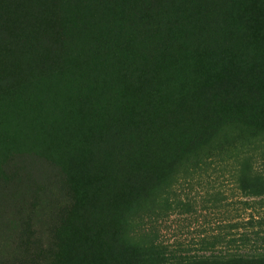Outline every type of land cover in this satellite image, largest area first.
<instances>
[{"label": "trees", "instance_id": "obj_1", "mask_svg": "<svg viewBox=\"0 0 264 264\" xmlns=\"http://www.w3.org/2000/svg\"><path fill=\"white\" fill-rule=\"evenodd\" d=\"M93 1L95 11H92L95 7L84 0H49L51 7L46 10L61 6L62 16L69 14L74 18L76 3L85 5L84 12H96L107 5V0ZM160 1H151L152 11L163 5ZM230 4L234 5L230 7ZM208 7L207 14L214 13V17L225 11L232 17L236 10L241 11L235 0H208ZM10 11L7 8L0 13L6 15ZM122 12L129 19L125 26H113L107 16H102L107 26L118 32L112 30L105 37L94 34L90 37L87 31L82 32L83 36L79 31L80 45L75 42L79 48L76 62L83 69L78 81L87 85V95L79 103V114L85 116L90 110L96 116L94 136L99 138L100 147H106L115 168L113 177L117 180H112L109 194L100 191L96 195L93 208L77 206L71 192L67 191L62 207L57 209L51 205L50 209L51 215L60 217L59 221L64 218L62 228H69L64 234L70 230L81 234L83 228L74 226L78 224H90L94 228L89 230L97 229L95 227L101 223L94 217L105 212L111 216V230H107L106 240L87 231L88 234L79 236L72 247L65 237L60 264H264V118L218 116L211 125L202 128L194 125L173 139L165 134L167 125L159 120L162 113L150 123L145 117H139L142 112L140 92L156 90V86L151 82L147 51L142 48L139 54L140 49L133 46L138 39L145 43L154 37L156 30L143 23L138 11L125 8ZM31 13L37 18L49 17L40 7H33ZM57 17L59 13L56 22L63 23ZM201 17L206 20L205 15H196V18ZM71 23L70 31H63V39L71 32L76 33L75 24L81 22L74 19ZM30 29L24 33L28 34ZM204 30L205 37L221 42L222 46L231 39L232 47L237 45L236 61L230 72L227 65L221 63L224 58L221 50L212 49L214 57L205 58L210 76L208 85L203 84L201 73L192 75L191 83L182 81L188 87V91H183L185 98L212 99L215 96L229 100V90L245 80L244 73L234 74L239 65L250 69L255 59L253 55H264V50L251 46L250 34L240 35L239 27L233 29L223 24L221 29L209 22L205 23ZM45 35H40L41 44ZM254 38L255 42L259 40L256 35ZM166 41L159 38L154 45L162 50ZM46 43L42 48L54 51V47H47ZM256 62L261 64L257 58ZM173 66L181 67L179 63ZM20 68L29 70L26 66ZM53 68L39 78V86L47 89L59 84L53 82L59 81L64 70ZM251 70L259 73L258 67ZM259 82L258 77H252L250 97L256 95ZM74 101L77 103V99ZM60 117L68 118L65 113ZM44 156L32 158L47 165L45 175L49 183L54 178L57 182L54 173L59 175L57 171L61 168L56 169ZM50 168L56 170L53 179ZM19 173L11 182L16 183L15 187Z\"/></svg>", "mask_w": 264, "mask_h": 264}, {"label": "rangeland", "instance_id": "obj_2", "mask_svg": "<svg viewBox=\"0 0 264 264\" xmlns=\"http://www.w3.org/2000/svg\"><path fill=\"white\" fill-rule=\"evenodd\" d=\"M84 1L95 7L92 11L97 9L93 0ZM151 1L107 0V5L96 12H84L85 5L76 3L77 14L73 18L69 14L62 16L61 6L48 10L50 17L46 10L51 7L49 0H0V11L11 10L7 12L9 17L0 13V264H60L65 237L72 247L79 236L88 234L87 231L92 236L101 235L105 240L109 236L111 216L106 212L100 218L95 215L94 220L100 219L101 223L95 230H89L94 228L90 224L74 225L83 228L81 234L71 230L64 234L69 230L62 228L64 218L59 221L60 217L50 212L51 205L57 209L62 207L67 191L71 192L77 206L93 208L96 195L100 191L109 194L112 180L116 179L106 147H100L99 138L94 136L96 116L89 109L85 116L78 110L81 99L87 95V85L78 81L83 69L76 62L79 48L75 42L80 45L77 32L80 31L81 36L87 31L90 37L92 34L105 37L110 31H116L107 26L102 16H107L108 23L113 26H125L129 19L122 9L131 8L140 13L143 23L156 30L154 37L145 43L138 39L133 46L140 49L139 54L142 48L147 51L151 82L156 86V90L140 92L142 112L139 117H145L150 123L162 113L159 120L167 125L166 135L174 139L176 134L180 135L194 125L206 127L216 117L227 114L255 120L264 118V55H253L255 59L251 61L250 69L239 65L234 74L244 73L245 80L229 90V100L215 96L212 99H187L183 91H188V87L182 84V81L191 83L189 77L201 73L204 76L201 81L208 85L210 76L205 58L214 57L212 49L221 50L224 57L221 63L226 64L230 72L234 68L237 45L232 47L233 43L228 39L222 46L221 42L205 37V23H216L221 29L223 24L233 29L239 27L240 35L250 34L251 46L264 50V0H235L241 11L236 10L232 17L226 11L216 17L208 15V0H161L163 5L154 11ZM33 7H40L49 17H34ZM57 13L63 23L56 22ZM202 14L206 15V21L196 18ZM74 19L81 22L75 24L76 33L71 32L63 39V31L70 29ZM27 28H31L29 36L24 33ZM41 34H46L43 44L39 42ZM254 35L258 36L257 42ZM159 38L167 39L162 50L154 45ZM45 43L47 47H54V51L42 48ZM211 43L215 46H210ZM176 63L181 67L173 66ZM23 66L29 70L21 69ZM52 66L56 70L63 68L64 73L59 81L53 82L58 85L45 89L37 83ZM255 67H258V74L251 70ZM252 77L260 79L254 97H250ZM61 113L70 119L61 118ZM23 155L28 156L23 158ZM35 155H45L56 169L61 168L57 171L59 175L50 168L52 179L55 174L57 182L55 178L52 183L47 181L48 167L32 158ZM17 172L20 173L15 187L16 183L11 182Z\"/></svg>", "mask_w": 264, "mask_h": 264}, {"label": "bare ground", "instance_id": "obj_3", "mask_svg": "<svg viewBox=\"0 0 264 264\" xmlns=\"http://www.w3.org/2000/svg\"><path fill=\"white\" fill-rule=\"evenodd\" d=\"M184 2V1H183ZM190 3V2H189ZM192 3V2H191ZM207 4H208V2H206ZM216 4V3H215ZM185 5V4H184ZM212 5H214V4H211V6ZM201 6V5H200ZM191 8V7H190ZM207 8V7H206ZM192 9H193V7H192ZM197 9V8H196ZM214 9V8H213ZM216 10V9H215ZM218 10V9H217ZM189 11V10H188ZM212 12V11H211ZM215 12V11H214ZM203 13V12H202ZM214 14V13H213ZM218 14V13H217ZM210 15H212V14H210ZM198 16V15H197ZM201 16V15H200ZM206 16V15H205ZM210 17V16H209ZM216 17V16H215ZM186 18V17H185ZM193 18V17H192ZM195 18V17H194ZM202 18V17H201ZM218 18V17H217ZM199 19V18H198ZM190 20V19H189ZM187 21V20H186ZM192 21V20H191ZM206 21V20H205ZM216 21V20H215ZM204 23V22H203ZM220 23V22H219ZM216 24V23H215ZM202 26V25H201ZM205 26V25H204ZM203 27V26H202ZM207 27V26H206ZM214 27V26H213ZM219 30V29H218ZM227 30V29H226ZM201 31V30H200ZM220 31V30H219ZM188 32V31H187ZM205 32V31H204ZM214 33V32H213ZM219 33H221V32H219ZM209 34V33H208ZM215 34H217V33H215ZM233 34V33H232ZM191 35V34H190ZM196 35V34H195ZM187 36H188V33H187ZM192 36V35H191ZM194 36V35H193ZM181 37V36H180ZM185 37V36H184ZM211 38V37H210ZM190 39V38H189ZM214 39V38H213ZM182 41V40H181ZM192 41V40H191ZM169 42H170V40H169ZM171 43V42H170ZM172 43H173V41H172ZM178 43V42H177ZM189 43V42H188ZM210 43V42H209ZM212 44V43H211ZM172 45V44H171ZM177 45V44H176ZM179 45V44H178ZM210 45V44H209ZM170 47H172V46H170ZM169 47V48H170ZM183 47V46H182ZM176 48V47H175ZM174 48V49H175ZM181 48V47H180ZM161 49V48H160ZM172 49V48H171ZM177 49V48H176ZM169 50V49H168ZM171 51V50H170ZM160 52V51H159ZM164 52V51H163ZM166 54V53H165ZM170 54V53H169ZM161 55V54H160ZM166 56V55H165ZM172 57V56H171ZM132 137V136H131Z\"/></svg>", "mask_w": 264, "mask_h": 264}]
</instances>
